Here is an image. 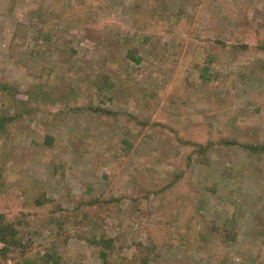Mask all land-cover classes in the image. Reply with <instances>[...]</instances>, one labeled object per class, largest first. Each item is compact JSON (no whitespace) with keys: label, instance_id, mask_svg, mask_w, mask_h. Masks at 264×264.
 Segmentation results:
<instances>
[{"label":"rangeland","instance_id":"374dc122","mask_svg":"<svg viewBox=\"0 0 264 264\" xmlns=\"http://www.w3.org/2000/svg\"><path fill=\"white\" fill-rule=\"evenodd\" d=\"M262 37L264 0H0V216L26 246L0 240L5 264H103V235L111 264H264V52L232 55ZM201 46L230 96L182 73Z\"/></svg>","mask_w":264,"mask_h":264},{"label":"trees","instance_id":"16d2710c","mask_svg":"<svg viewBox=\"0 0 264 264\" xmlns=\"http://www.w3.org/2000/svg\"><path fill=\"white\" fill-rule=\"evenodd\" d=\"M74 1V0H73ZM93 5V0H86V6L87 5ZM84 6V5H82ZM76 11L78 13H80L79 9H76ZM82 16H85L82 14ZM146 26V25H145ZM217 45L221 44V43H216ZM145 43H142V45H140V49H138V51H142L141 55H144L145 52ZM224 46H226L224 44ZM233 52V58H234V63L238 61V54H243V55H248V53H260V52H264V37L261 38L260 41H258V43L256 45H251V44H246V43H238L234 46H232ZM130 58L137 64H141L144 56H140L139 58L133 55H129ZM191 57H194L195 60L197 61L196 64L193 65H188L186 67H183L185 70L182 71L183 74L186 73V71H189L188 76H193L194 79L196 80H202L204 81L208 86H213L214 84H221L224 88L225 91L224 93H226V96H230V93L232 90H234L235 86H236V81H237V75H235L234 73H223V72H217L215 71V67L219 64L217 61V58L215 55H210L208 54V51H205V46H201L198 47L197 50H195V52L193 54L190 55ZM236 65V64H235ZM263 73V77H264V62L262 65V68H259ZM53 71L49 68V67H45L44 69H41V74L39 79L41 78H45L46 74H51ZM223 73V74H222ZM47 79L49 78L48 75H46ZM189 79H185L184 82L187 83V85L189 86ZM40 85L38 87L34 86L32 87V89L34 88H39ZM93 89L97 90L98 93L101 94H112L111 90L113 89V86H115V83L112 82V78L106 75L101 76L100 78L97 77L95 84L93 85ZM44 92V91H43ZM51 92V91H50ZM198 95H201V98H205L202 93L197 92ZM31 94V93H30ZM49 94V95H46ZM51 93H45V98H49ZM6 96V95H4ZM39 100H41L39 98ZM41 104L44 103V101H39ZM42 109V107H36L35 110H32L31 112H36L38 109ZM7 107L5 105L4 110H6ZM39 109V110H40ZM3 110V111H4ZM102 112H104L102 110ZM130 116V115H129ZM128 116V117H129ZM6 118H0V130L5 128L6 126ZM46 142L47 144L50 142V144L52 142H54V138L51 136H47L46 137ZM122 144L126 147H129L131 142L129 141L128 137H124L122 139ZM258 151V149H257ZM124 154L123 151L118 152L117 157H115V161L114 164H116L118 162V159H123ZM118 158V159H117ZM119 163V162H118ZM109 166V165H108ZM178 182V179L175 181H172V183L170 184V186L172 187L171 190H175L176 186L175 184ZM175 183V184H174ZM174 184V185H173ZM170 188V187H169ZM168 196V195H167ZM174 215V213H173ZM172 215V216H173ZM5 215H1L0 216V240L7 243V245L14 247L15 249H22L24 250L25 243L23 244V239L21 237V233H20V225L17 223H15L14 221H8L7 223H5ZM164 215L162 217L159 218L157 224L153 227V230L151 229L150 231H155L157 230V235L158 238L164 242V240H168L171 239V236L168 237V232L170 229L172 230L175 226H173V224H176L175 219H173L172 221H166L163 224L164 221ZM19 220V219H16ZM196 224V223H195ZM166 227V229H165ZM184 230V228L182 229ZM185 230H188V228L185 227ZM202 232H204L205 234H207L208 236H210L212 238V240H214V242H217L219 244H227L229 243V241H234V239H237V235L233 234L231 232L228 231H222L219 228H217L216 231H214L213 229H209V231H206L204 229H201ZM200 231V232H201ZM178 235V233H177ZM112 235L109 236H102V238L99 240V242L96 243V246L99 250V255L100 258L103 260V264H111L110 262V256L112 254H116L117 250L120 251L121 249H123L124 245H118L119 243V237H111ZM180 243H182L181 241H179ZM168 244V243H167ZM171 246V244H170ZM22 254V253H21ZM139 257H132V258H123V261L125 264H149L151 261L148 257H145L144 261L141 260L139 262ZM41 264H50V263H55L58 264V259H55L54 257H52L51 255L47 256L44 255L43 257H41Z\"/></svg>","mask_w":264,"mask_h":264},{"label":"built area","instance_id":"2783aa9c","mask_svg":"<svg viewBox=\"0 0 264 264\" xmlns=\"http://www.w3.org/2000/svg\"><path fill=\"white\" fill-rule=\"evenodd\" d=\"M4 249V244L0 241V264H5V262L3 261L2 257H1V253Z\"/></svg>","mask_w":264,"mask_h":264}]
</instances>
